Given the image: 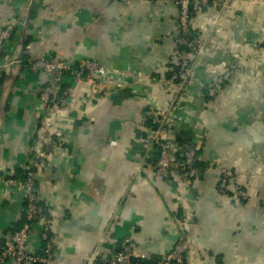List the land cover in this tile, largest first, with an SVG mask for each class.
Wrapping results in <instances>:
<instances>
[{"label": "crops", "instance_id": "0c3cea01", "mask_svg": "<svg viewBox=\"0 0 264 264\" xmlns=\"http://www.w3.org/2000/svg\"><path fill=\"white\" fill-rule=\"evenodd\" d=\"M177 1L0 0V33L15 15L27 22L32 10L0 64V248L25 215L22 194L8 191L3 178L19 174L39 147L36 107L48 79L33 61L74 58L99 61L117 83L97 96L79 89L56 125L71 145L36 178L59 264H86L94 253L95 264H109L127 238L149 256L140 264H157L185 230L187 264H264V0H230L219 28L214 21L229 0L194 12L195 33L212 37L202 64L243 67L215 98L206 96L213 73L201 68L203 86H193L179 106L177 131L199 145L201 164L211 167L185 195L177 194V181H154L146 153L158 121L150 98L162 107L171 99ZM12 58L20 63L8 66ZM221 168L241 174L248 202L218 192ZM183 216L191 217L189 227ZM40 232L35 224L32 252L42 249Z\"/></svg>", "mask_w": 264, "mask_h": 264}, {"label": "built area", "instance_id": "2783aa9c", "mask_svg": "<svg viewBox=\"0 0 264 264\" xmlns=\"http://www.w3.org/2000/svg\"><path fill=\"white\" fill-rule=\"evenodd\" d=\"M211 0H178V34L174 41V49L169 56L173 69V88L168 106L162 107L155 97L151 96L149 106L158 112V121L152 128V135L146 142V153L154 146L161 147L160 155L153 164V178L156 183L168 179L177 181V194L185 195L193 178L202 177L210 168L200 165V148L190 136L181 135L176 129L177 111L189 90L203 84L197 77L201 68L213 73L206 87V96L215 98L225 83L230 80L243 65L240 62L221 64L217 67H207L202 64L207 47L212 43V37H201L192 27L194 12L210 4ZM229 1L222 4L223 13L219 14L214 24L218 28L223 25L225 9ZM26 21L18 15L0 33V64L5 58L13 34L18 28H24ZM216 27V28H217ZM8 66L20 63L17 58L5 59ZM34 68L48 81L39 94L37 111L42 115V129L39 135V147L36 154L23 166L21 174L10 173L3 178V185L12 194L21 193L26 203L25 219L22 225L9 232L0 248V264H59L56 258L57 232L53 228L52 218L46 206L40 204L37 175L45 170L54 154L67 149L71 145L70 138L56 130L57 122L63 118L76 99L79 89L83 88L90 96L100 95L110 87L116 86V81L107 78L106 67L96 60L88 59H58L39 58L33 61ZM116 146V142H111ZM241 174L228 168L220 169L218 192L233 193L240 201H249L247 191L241 185ZM184 217V216H183ZM186 227L191 225V217H184ZM35 224L41 225L40 252L30 250V238ZM181 233L171 251L164 254L157 264H187L191 256L190 242ZM97 253L86 260V264H95ZM147 254L135 250L130 239H124L119 250L113 255L109 264H138L148 260Z\"/></svg>", "mask_w": 264, "mask_h": 264}, {"label": "trees", "instance_id": "16d2710c", "mask_svg": "<svg viewBox=\"0 0 264 264\" xmlns=\"http://www.w3.org/2000/svg\"><path fill=\"white\" fill-rule=\"evenodd\" d=\"M20 43L21 44H23V45H27V41L26 40H24L23 41V36H21V38H20ZM1 77V76H0ZM2 83V78H0V84ZM182 135L183 136H185L186 134L185 133H182ZM160 151H161V147L159 146V145H156V146H154V148L152 149V151L151 152H149L148 154H149V156H148V159H149V161L152 163V164H155L156 163V161L158 160V157H159V155H160ZM200 165H202L203 166V163L202 164H200ZM22 171H20V173H21ZM19 173V174H20ZM25 203V202H24ZM40 204L41 205H44L41 201H40ZM45 206V205H44ZM25 209H26V203H25ZM24 219H25V215H24ZM23 222H24V220H23ZM19 228V227H18ZM18 228H16V229H18ZM15 229V230H16ZM2 244H3V242H2ZM160 260V259H159ZM158 260V261H159ZM144 261H146V260H144ZM141 262H139L138 264H140Z\"/></svg>", "mask_w": 264, "mask_h": 264}, {"label": "water", "instance_id": "95a60500", "mask_svg": "<svg viewBox=\"0 0 264 264\" xmlns=\"http://www.w3.org/2000/svg\"><path fill=\"white\" fill-rule=\"evenodd\" d=\"M31 8L29 9V18L27 19V22H26V26H28L29 25V22H30V17H31Z\"/></svg>", "mask_w": 264, "mask_h": 264}]
</instances>
